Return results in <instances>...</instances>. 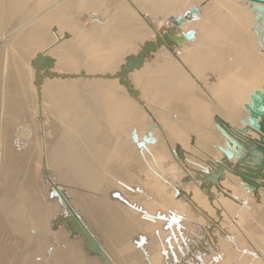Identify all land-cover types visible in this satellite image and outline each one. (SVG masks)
Instances as JSON below:
<instances>
[{"label": "rangeland", "instance_id": "obj_1", "mask_svg": "<svg viewBox=\"0 0 264 264\" xmlns=\"http://www.w3.org/2000/svg\"><path fill=\"white\" fill-rule=\"evenodd\" d=\"M63 1L64 0H54V1L53 0H38L37 2V0H29L26 6L27 7L26 11H25V12H28V16L20 24V26L16 27V30H15L16 33H8L7 36L0 37V86H1V82L5 74V71L8 72V70L11 73V75H13L14 80L17 82V84H19L17 80L18 69H16V66L14 68L10 66L13 60H9L7 58L11 52L10 51V49L12 48L11 42H14L13 39H16L17 36H21L24 34L34 35L35 33L34 31H37V32L40 31V33H42L41 31L44 32L46 30L47 31L49 30L50 32L52 31L51 34L50 32H48L49 33L48 34L47 31L45 32L47 34L42 33L43 37L41 39L30 40L25 46L27 47V49L31 50V51H28L29 53L33 52L32 56H30L29 58L30 59L32 58V60H34L36 57L35 56L36 52L40 53L47 47V41L49 42L52 40V34L53 32H55L53 26L51 28L53 30H50L47 27L48 25L46 26H43V25L46 24V21L49 19L54 20V23H56L57 21H60L61 22L60 27L63 28L60 32L65 34V37H64V41H61L58 43L56 42L57 44L55 43L56 47L54 46V48L57 50L55 51L56 55L57 54L62 55V59L65 56V64L53 58L52 60L56 64L55 66L53 65L52 68L46 66L48 68L47 69L44 66V64H42L41 66L42 69L46 68V70L44 69L43 70L44 72L42 70L40 71L42 72L41 75L44 76V80H43L44 82H42L41 85L43 86V83L45 84L48 81L53 82L56 80H60L61 76H63L62 77L63 81L74 83L75 86L73 88L76 87L75 89L77 90V91L74 90V92H79V96L78 94H75L74 92L71 93L72 91L68 89L66 90V94L58 93L57 95L59 97L58 98L55 97L52 100L48 96V94L45 96V99H44L45 101V106H44L45 121H46L47 133H49L50 135L51 145H54L58 141L62 142L65 151L67 152V154L69 153L68 155L70 156L69 157L70 161L73 159V157L76 158V156H79L78 154H81L83 150L85 151L88 150V152H93L95 154H98L100 157H102V159L106 158V160H108L109 163L111 164V167L114 166L121 171L120 172L119 170L113 169L114 170L113 173L111 174V176L109 175V178L111 180L109 183L107 182V185H106V188L107 186H109L112 189L111 193H112L113 199L121 200L120 204L122 206L133 210L131 211L129 209L130 211L129 213L133 215L135 214V216H130L131 217L130 219L133 222L135 218H137L135 219L136 221H140L139 218L141 217L142 221L147 220L150 223H153L154 225L155 221H157L158 218L154 219L153 217H155L156 215L148 211L145 208V205L146 206L148 205L149 207L154 208L155 205L158 204L161 200L159 199V195L157 196L158 193L153 192L151 190V188L157 187L156 184L152 182L151 180L154 181L155 179H157L159 182L161 181L162 184L164 182L165 184L173 188V185H176L177 183L172 182L170 180L165 181V179L169 177V179H173L174 181H176V179L182 177L186 173H184L185 171L183 172L182 170L180 171L175 166L171 158L172 155L168 159L161 160L158 163H154L156 172H153L154 170L153 164L149 163V165L146 166V164L144 163L142 159L141 161L143 162L144 167L148 169V171L150 172V175H151L150 176L151 178H150L148 175H146V172L144 171L145 168H142L143 166L141 162L139 161L140 164L138 163V159L133 160V159H130L131 156L124 155L123 147L121 146L120 139L126 136L127 134L130 135L131 131L133 134H135L136 132L135 136L139 135V138H143V135L147 131L148 127L154 126L155 125L154 123H156V121L162 123L161 122L162 119H166L168 120V122L172 123L173 125L177 124L178 126H180L181 122H185V124L186 122L187 123L189 122L187 128H185L186 134L183 133V136H186L187 138L188 136L190 137L192 134V137H195L197 131L192 127V124H196V123L192 121V118L188 115L187 111H185V113L177 112L170 105L164 104L163 103L164 101L160 100V98L156 96V95L165 93L168 90V88H166L168 84H172L173 87H177V84L178 85L185 84L184 85L186 87L185 91L182 90L181 92H188L191 95L193 94V96H197L203 102L205 101L210 106V109L212 110L214 109L211 120L214 126L215 134L217 136L211 148L205 151L201 150L199 154L189 153L187 155L189 161L187 165L185 164V169L187 172L186 175L187 177H189L190 180L184 179L185 181L184 180L183 181L188 183V185H190L192 181L201 182V180H203L205 177L206 179L207 177L208 179H210L209 175L211 174V178H212L213 173L216 172V169L217 170L221 169L222 171H224L225 169H230V170L224 171L226 174H228V177H229V174L232 173V170L234 171L233 173H235L236 170L238 169L235 174L233 173L231 174V177H233V179L229 177L232 180H234L236 184L233 181H231V179H230L231 182L230 181L227 182L228 177L225 176L224 178L225 179L224 182L226 181L227 183L226 184L227 188L228 187L231 188V184H232V186L237 185L235 188H237L238 190L233 187L231 188L232 190H223L220 187L219 188L215 187L214 193L207 196V199L203 201L204 203L203 205H201L202 207L200 209L191 208L190 210L188 208H185L187 209L185 216L186 218L190 217L191 218L190 221L193 223V226L195 228L198 227L197 230L200 229L204 235L206 234V232L216 237L219 234L220 239H223L226 242H229L231 244V251H233V249L236 250L235 253L237 254H234V258H236L235 260L226 262L224 260V255L222 256L220 252L219 261H222L223 259L224 264H233V263L238 264L239 257H242L244 258L243 261L246 264H259L260 262L261 264L262 263L264 264V236L263 235H262L263 237L261 236L262 246L260 248H254V249L245 245V243H242L237 238L240 235L243 236L249 232L252 233L256 231L254 229L258 227V223L254 221L255 213L259 209L264 210V202H263L264 183H258L259 185L261 184L259 186L260 188L258 187V189H255L257 187L255 185H253L254 187L253 186L249 187V185H246V184L244 185L242 183L240 186V183L243 180L241 178L248 179L246 176H244V175H247L248 172L251 173V174L249 173L248 175H252L254 177L256 176V178H258L257 179L258 181L256 180L257 182H264V175H263L264 157L262 158V156L264 155V150H263L264 142L262 141V139H259L257 135H255L254 136L255 138H254L252 135L248 134L250 137L254 138L253 139L254 142L247 135L246 137H248L249 139L247 141H244L243 147H242V144L237 142L238 143L237 145L236 140H233L234 143H231L235 146V148H233L234 146L230 145L229 142H226V139H224L225 135L223 134L222 136V133L220 131L221 129L220 128H218L219 130L217 129V127H219L218 121H220L226 128H228L227 135H229L228 133H231V134L233 133L232 135H235V133L237 132L240 133V135H242V133L243 134L245 133V130L243 131V129H245V127H243L245 125L244 119L247 120L248 115H250L249 111L248 113H246L245 115L246 117L243 118L244 121L240 120L239 123H235L232 119L227 117L228 114L229 115L233 113L236 114L237 112L236 110L243 108L240 104H239L240 106H238L237 100H234L231 97V95L236 92L234 90L235 89L234 87H237V86H234L233 88L232 87L229 88L227 84L232 82L230 80V77H231L230 73L235 77L239 76L234 72V70L238 71V63L236 61H240V60H242L241 62H243L244 64L243 67H249L251 69H256L255 71L250 72V74H247L249 76L248 82L254 87H256L260 83L264 84V68L260 70L262 67H264V52H263L264 47L262 46V43L256 37V34L254 35V37L259 42V45L262 46L263 49L260 47L261 51H259V49L251 48L252 47L250 46L251 41L248 40L249 38H251V35L245 31L244 27H241L240 23L235 24L237 22L236 21L237 19H231V21H233V24L230 27L229 31L226 32L222 30L223 36L224 35L229 36L230 41H228L226 37H223V42H222V38L220 39V42L224 44L222 48L223 47L226 48L224 49V51H222L223 49L221 48L222 52H220L219 51L220 49L218 48L217 51L219 54L217 53L216 50L211 51L212 52L211 54V52L209 53L210 50L207 49L208 53L211 54L212 57L210 55H206L208 53L205 54L207 57L204 56V54L197 55L195 53H191L190 55L188 52H186L187 49H189V46L185 44V52H184L185 55H183L184 53L182 50H184L183 49L184 44L181 45L182 50L180 49L181 47L179 46V49H180L179 50L178 48H176L178 45L177 46L174 45L173 47V45L165 43L166 45H171L172 46L171 48H174V50L171 49L174 51L172 53L171 50H169L170 46L166 47L168 48L167 49L168 53L173 54V55L171 54L173 56L172 57L171 55L167 54L166 52L167 50L165 48L163 41L159 42L167 34V30H170V27H171L170 23L172 22L171 23L172 26L173 25L175 27L177 26L180 32L182 31L184 32L185 30V32L188 31L186 33H189L192 30L190 20H188L187 17H183V15L182 17H180L181 13H178V12H181L179 10L180 9L179 7H181L179 3L174 2L173 0H163L162 5H164L165 8H168V9H165V12L164 10H162L163 11L162 12V11L157 10L156 8L157 6L154 3L148 4V1H145V0H65L64 2ZM79 2H82V4H80ZM50 3L53 5H51ZM58 3L63 4V6L59 7V8H62V9H59L61 10V12H55L54 15L47 16L48 13L55 10V7L53 6L54 5L57 6ZM65 4L69 5V7L68 8L65 7ZM175 7H177V9ZM154 9L157 10L156 11L157 13L155 12ZM158 9H160V7ZM176 10H179V11H176ZM147 11H154V13L156 14L155 15L152 12L153 15H155L154 17L160 19V20H157L160 23L159 26L164 25L162 27V30L164 27L167 29L165 30L164 28L163 31H160L161 27L159 26L155 27V25L152 28L148 27L149 29H147V25H144L143 23H139V26H136L135 24L136 22L133 20V18L138 19V13L142 14L143 12H147ZM179 19L181 20V22ZM132 20H133V23H132ZM141 20H145L147 24L148 22H150V21L147 22V18L146 19L142 18ZM255 22L256 24H260L257 21ZM42 26L43 28H46V29L42 30L41 29ZM50 27L51 26H49V28ZM156 28H159V29L156 30ZM134 29H136V31ZM195 29L196 28H194L193 30ZM141 32H143V34H141ZM144 32H146L147 34H145ZM124 34H126L127 37ZM127 34L133 37L131 36L128 37ZM138 34H139V37H138ZM135 35L137 38L135 37ZM159 35H161L162 37L160 36L161 37L160 38ZM149 36L151 38H148ZM113 37H117L116 38L117 41L113 43V46L112 47L107 46L105 50H101L100 45L105 44L107 41L109 42L110 38H111L110 42H113L114 40L111 41ZM119 37H121L120 41H118ZM125 38L126 39L128 38L129 40H126ZM158 38L160 40H158ZM186 38H189V35L185 37V39ZM60 39L63 40V38H60ZM137 40L138 41L140 40V41L138 42ZM119 42L121 43L119 44ZM148 43L149 44L152 43V45H155L156 43L155 51H153V48L148 49ZM132 44L134 45V48H133L134 50L132 49V46H133ZM140 44L142 45L140 46ZM119 45L124 50L121 49L122 51L116 52L117 47H120ZM161 45H162V48L160 47ZM71 46L76 48L75 50L76 53L71 49L72 48ZM139 47H142V48H139ZM160 48L161 50H159ZM150 50L152 51L151 54H149L151 52ZM158 50L160 52L162 51L161 55L158 52ZM141 51L143 53H141ZM163 51H165L166 53ZM129 52H131V54ZM106 54L117 56L116 57L117 59L114 60L112 64H114V66H118V71L113 72V73H103L102 75V73L100 72L102 67L98 66L99 65L98 62H103L104 56ZM164 54L166 57L164 56ZM180 54L183 57L180 56L181 58L180 57L176 58ZM42 55L45 57L47 56L46 53ZM142 55L145 56V58L143 59L144 62L146 60V57L149 59H147L145 63L143 62V64L140 67L135 68L134 70L130 71L124 76L125 81L128 82L129 86L132 85V87L135 88V90L132 87L131 89L137 92L138 94L137 98L135 97L133 98L132 96L129 95L131 93L128 90V87L121 82V79L118 77V75L119 73L122 72V68L128 64L129 58H132L135 56L134 58L136 59L138 56H142ZM157 55H159V57ZM196 55L197 57H195ZM160 56H162L163 58L165 57L164 59L166 60L162 59ZM92 58H95L96 60ZM169 58H172L173 60ZM245 59L248 62H245ZM151 61L152 63H155L158 66H155V64H152ZM178 61L184 62V64L179 63L181 67L183 68H181L180 65L177 64ZM147 62H149V65L152 64L154 66H152L151 68L149 65H147L148 64ZM165 63L169 64L168 66L170 67L165 65ZM175 63H176V67L174 65ZM58 64L60 68H55L57 67ZM170 64L171 65L173 64L172 66L174 67H172ZM88 65H91L95 68L87 70L86 66L88 67ZM145 65L149 66L150 70L147 69ZM177 65L179 67H177ZM141 67L142 69H144L143 71H141ZM86 70L90 72H87ZM135 70L136 71L140 70L141 72L140 71L136 72ZM35 73H36L35 68L33 70L30 69V71H27V82H28L27 92H28L29 100L27 103L28 105L27 114H25L24 117H20V119L23 122L19 120L17 121L12 120L11 124H8V125L4 124L2 132L0 134V160L5 158L4 154L8 151L9 140L10 138H13V141L10 144L11 159L9 161L8 167L5 166L6 168H4L0 166V178L2 179V181L0 180L1 181L0 187H3L2 186L3 184L5 186H9V193L8 191L6 192L7 199L9 202V210L7 212L8 217L6 219L7 225L5 228L3 225V220L0 219V264H81V262L76 259L78 255L74 254V251H75L74 241L71 239L60 240L58 239V236H57V233L59 232H65V231L72 229L71 228L72 226L70 223V221H72V218L71 220H69L68 216H66L70 212H68V210L65 208L66 206L63 202V199L59 196V194H57L58 192H56L57 186L61 188L63 186L62 185L63 182L59 180L60 178L59 174L55 173L53 170L48 172L49 169H46V167L43 165V160L45 156H44L41 140H43L44 142L45 137L43 136V134L41 135L38 134V130L40 131L39 125H38V115L35 113V116H34L35 103H36V95H35L34 89L35 88L37 90L40 89V87H37V85L35 84L36 82ZM197 73L200 75L198 76ZM47 74L58 76L59 78L58 77L51 78V79L48 77L46 78ZM100 74L103 76L102 78L100 77L101 76ZM105 75L110 76L111 81L113 82L118 81L119 84L121 83L120 84L121 88L117 89V91L119 92L118 94L129 99V101L132 102L133 107L134 106L137 108L139 107L138 116L139 118L141 117L140 118L141 123L143 122V125H141L142 126L141 129L139 127L132 126L129 129L127 128L123 130L122 128H120L118 121L110 115V112H109L110 107L108 105L104 106L103 101H104L105 95L101 94L102 93L101 87H99L103 84L101 83L102 81L104 83H106V80L110 81V79L108 78L104 79V77H106ZM137 75L141 76V80L136 83L135 76ZM217 76L219 77L222 76L220 78L221 80L219 78L217 79ZM224 77L225 78L227 77L226 79H224L225 82L222 81ZM191 79H196V81H200L199 83H202L203 87H199L198 83L195 84L196 81L191 82ZM243 79H245V77H243ZM228 80L231 82H229ZM226 81L228 82L226 83ZM148 85H152V86L149 87ZM142 86L144 88H142ZM158 86H161V88H159ZM140 87L141 89H139ZM163 87H164V90H166L165 92L163 90ZM239 87L240 86H238L236 90L242 89ZM147 88H149L150 90H148ZM153 88H155L156 91ZM253 89L252 90L248 89L247 91H249V94L253 97L252 99L254 103L255 102L258 103L259 101L258 96H257L258 91H254ZM127 90L128 92H126ZM144 90L145 91L147 90V91L145 92ZM157 90H159L158 93H157ZM218 91L220 92V94L217 93ZM99 92H101L100 94L104 98H101V96L98 95ZM66 95H72V97L68 98L67 96L66 98ZM152 95L154 96L152 97ZM141 98L143 99V101ZM138 99L141 102L138 101ZM67 100H69L70 103H72V106H69L70 103L68 104ZM143 102L144 104H142ZM61 105L65 106L62 112V116L59 115V112H60L59 109ZM144 107L146 108V110H143L145 109ZM168 107L171 110L167 109ZM233 107L235 110L233 109ZM244 109L245 108L241 110H244ZM254 112L257 114V117L255 118L257 120V118H259V115L261 114L260 113L261 111L259 112L258 110H254ZM107 116H109L110 119ZM75 117H76V120H75ZM241 121L243 122L242 123L243 125L241 124ZM44 125H41L42 129L44 128ZM156 125L158 126V124ZM71 126L73 127L71 128ZM234 126H237V127H234ZM65 128L67 130H65ZM134 128H136V131ZM71 129H72L71 131L72 134L71 132H69ZM22 130L24 131V133L28 134L27 139L20 140V138L16 136L17 132H21ZM73 130L75 131L73 132ZM228 130L230 131L228 132ZM255 139H259L260 141L255 140ZM249 140H252V141L250 142ZM255 141L259 143H256ZM14 142L18 149L14 148ZM180 142H183V140H181L180 137L173 138V142L170 141V138H169V144H171L170 146H171L173 153H175V151L178 152L179 149H181L180 144H178ZM260 142H263V143H260ZM12 143H13V147H12ZM131 143H132V140H131ZM217 143L219 144V148L217 147ZM249 143H250V146L252 144L253 145L259 144V145H256V146L252 145L251 147H248V149H246L247 148L246 145L247 144L249 145ZM214 146L216 147V149ZM50 147H53V146H50ZM244 147L245 149H243ZM128 148H130L129 144H128ZM17 150H22V151L19 152ZM220 150L223 152H221ZM245 150H248V151L245 152ZM253 151L254 152L258 151V152L253 153ZM223 153L227 154L228 156L230 155L229 157H231V159L227 155H224ZM249 153L250 155H248ZM258 153H263L259 155V158L261 156L260 159H262V162L260 159L257 161L258 158L255 157V155L258 157ZM53 156L55 157V153L53 154ZM249 156L250 157L254 156L255 158L249 159ZM124 157L125 158L129 157V159L127 160ZM93 161L95 162V160ZM255 161H257L258 163ZM241 162L243 163L241 164ZM244 164H246L249 167L251 166L250 168L248 167L249 171L246 168L247 166ZM255 164H256V167H255ZM257 165L259 166L261 165L262 167L261 166L259 167ZM228 166H230L231 168L230 167L227 168ZM168 167H171L170 170ZM48 168H50V166H48ZM166 169H167V172L165 173ZM255 169H259V170L255 171ZM244 170L248 172L245 173ZM229 171L231 172L227 173ZM259 171H262L260 172L262 174H260ZM254 172L256 174L258 172L259 175L258 174L255 175ZM169 173H171L173 177H171L172 175H170ZM208 173L209 175L205 176ZM237 173L239 174V176H241L240 178L237 175ZM2 174H4V177H2ZM48 174H49V177L46 178L45 176ZM52 174H55V179L53 178ZM241 174H243L244 177ZM217 175H218L217 177H220V174H217ZM236 175L239 178V181L241 179L240 182L237 181L238 178L236 177ZM51 177L57 186H55V184L52 183ZM221 177L223 176L221 175ZM29 179L36 180V186H37L36 191L34 189H30L29 186H27V181ZM256 181L253 180L254 183ZM6 182L7 184H5ZM242 189L247 192L249 191L252 193L254 192V193H260V194L258 196L254 195L255 197L253 196L254 197L253 198L252 195L250 194L248 195V193L247 194L244 193L246 194L245 198H240V196L237 194L238 193L237 191L241 193V196L242 195L244 196V194L241 192ZM123 192H126V194H124ZM85 194H87L88 196L90 195V193L88 192H85ZM114 194L115 195L117 194V196H114ZM248 196L252 198L250 199ZM259 196L261 198L260 199L261 201L257 199ZM48 198L57 200L58 206L62 210V211L60 210L59 212L61 213V215L64 212L66 213L64 216H61L62 218L61 226L54 223V219H59V217H57L56 215L52 216V212L34 215L33 209L32 207H30V204H32L31 203L32 200H40L42 201L41 203L45 204ZM57 198H59V202ZM129 202L133 204V206L137 209V212H134L136 211L134 207H131L128 205ZM227 203H229L230 205L234 204L235 212L234 211L232 212V210L226 206ZM259 205H263V208L262 206H259ZM161 208L163 207H161L160 205L159 209ZM143 209L149 212L150 216L145 215L147 213L142 212ZM154 209H155L154 211L156 212L157 211L159 213L160 211L162 212V209L157 210L158 207ZM248 209L250 210L247 212ZM225 210H227L228 212L226 213ZM251 213L253 215H250ZM69 215L70 217L72 216L71 214ZM173 215L174 213H172L167 218L164 215H159V217H161L162 221L165 222L169 228L171 224L170 220L174 218ZM66 217H67V221H64ZM81 218L83 222H85L84 218L83 217ZM243 221L245 222L244 224H243ZM46 225H47V229L49 230V233L47 235L44 234V228ZM23 226H26V229ZM204 227L208 229H205ZM136 228L137 230L140 231L141 235L144 236L147 240L152 238L148 234H146V231H145L150 228L149 225L137 226ZM71 234L73 233L71 232ZM73 235L78 236L75 234ZM156 235H158V232L156 233ZM200 235L201 233L196 231L195 237L193 238V240L196 237H199ZM188 238L186 236L187 242L193 241V240L189 241ZM252 240H253V243H258L255 239H252ZM63 241L69 244L68 249H66L63 245L61 247V243ZM96 241L98 243L100 242L97 239ZM136 241L137 240H135V242ZM167 241L168 243H170L169 239ZM86 243L88 245V241ZM141 246H143V250L140 248ZM138 247L141 251H143L144 262L145 263L147 262V264H151L152 257L149 256L148 254H145L144 245L140 244ZM157 248H161V244L159 242L157 244ZM69 251H72V253ZM88 252L90 255L91 253H94L90 251L89 247H88ZM161 254L166 257L167 252H161ZM172 256L174 257L175 254L172 253ZM200 257L201 256H199L198 259ZM145 258H146V261H145ZM177 262L178 260L176 261V263ZM177 264H184V262L180 261V263H177ZM185 264H188V263L185 262Z\"/></svg>", "mask_w": 264, "mask_h": 264}, {"label": "bare ground", "instance_id": "obj_2", "mask_svg": "<svg viewBox=\"0 0 264 264\" xmlns=\"http://www.w3.org/2000/svg\"><path fill=\"white\" fill-rule=\"evenodd\" d=\"M145 1H148V4L154 3L157 6L156 8L158 11L164 10V12H165V9H168V8H165L164 5H162L163 0H145ZM173 1L179 3V5L181 6V7H179L180 8L179 10L181 12H178V13H181L180 17H182V15H183V17H187V19L190 20L192 30L189 33H186L188 31L185 32V30H184V32L182 31L183 32L182 33L178 30L177 26L176 27L174 25L172 26L171 25L172 22H171L170 23V26H171L170 30H167V34L165 35V36L171 38V42H163L165 45V48L167 46H170L169 50H171V49L174 50V48H171L172 47L171 45H173V47H174V45L175 46L178 45L176 48L179 49V46L181 47V45L184 44V48H183L184 50H182V47L180 48L184 53L185 52V44H186L187 46H189V49H187L186 52H188L190 55H191V53H195L197 55L204 54V56L210 55L212 57L211 51H214V50L217 51L219 48L220 49L219 51L222 52V51H224V49H226L224 47L222 48V46L224 44L220 42V39L222 38V42H223V37H226V39L228 41H230V38L227 35L223 36L222 30L228 32L230 27L233 24V21H231V19H237L236 20L237 22L235 24L240 23L241 27H244L245 31L251 35V38L248 39L251 41V44H250V46H252L251 48L259 49V51H261L262 46L259 45V42L254 37V35L256 34V37L262 43V41L260 39V37H261V33H260L261 25L256 24V22H255L256 19H255V15H254L255 11L253 9V3L248 2L246 0H173ZM28 2H29V0H0V37H5V36H7L8 33H16L15 32L16 27L20 26V24L28 16V12H25ZM37 2H38V0H37ZM51 3H53V2H51ZM79 3L82 4V2H79ZM51 5H53V4H51ZM60 6H63V4L58 3L57 6L54 5L53 7H55V10L48 13L47 16L48 15L52 16V15H54L55 12H61V10H59V9H62V8H59ZM65 7L68 8L69 5L65 4ZM159 7H160V9H158ZM177 7H175V8L177 9ZM153 8H154V6H153ZM175 8H174V10H175ZM157 10H155V12ZM179 10H176V11H179ZM169 11H170V9H169ZM152 12L154 13V11H147V12H143L142 14L138 13V19L133 18V20L136 22L135 23L136 26H139V23H143L144 25H147V29L152 28L154 25H155V27L159 26L160 23L157 20H160V19L154 17L156 14L154 13L155 15H153ZM142 18H145V19L147 18V22L148 21H150V22H148V24H147L145 22V20H141ZM133 20H132V23H133ZM180 22H181V20H180ZM46 25H48L47 27L50 30H53V29H51L53 26L55 32H53V34H52V40L51 41L48 42L46 40L47 41V47L46 48L43 47V48H45L44 49L45 51L44 50L43 51H44V53H46L47 56H49V57L51 56V58L56 59L57 61L65 64V56L62 59V55H58V54L56 55L55 51H57V50L54 48V46L56 47V45H55L56 42L58 43V42L64 41L65 34L60 32L63 29L62 27H60L61 22L57 21L56 23H54V20L49 19L46 21V24H44L43 26H46ZM161 25H163V24H161ZM43 26L41 27V29L42 30L46 29V28H43ZM49 26H51V27L49 28ZM163 26H159V27H161L160 31L164 30L165 27L162 30ZM194 28H196V29L193 30ZM136 29H134V30L136 31ZM157 29H159V28H156V30ZM166 29L167 28H165V30ZM134 30H133V32H134ZM46 31H44V32L41 31V32L45 33ZM34 32L36 33V34L34 33V35L24 34L21 36H17L16 39H13L14 42H11L12 48L10 49L11 52L7 58L9 60H13V62L11 63L10 66H12L13 68L16 66V69H18L17 80H18L19 84H17V82L14 80V77H13V75H11L9 70H8V72L5 71V74H4V77H3V80H2L1 86H0V134L2 132L4 124H6V125L11 124L12 120L13 121H17V120L22 121L20 119V117H24L25 114H27V106H28L27 103L29 100L28 92H27V86H28L27 71H30V69H32V70L34 69L32 62L36 59L37 55L38 54H44L43 51L40 53L36 52V55H35L36 57L34 60H32V58L31 59L29 58L30 56H32L33 52L29 53L28 51H31V50L27 49V47H25V46L27 45V43L30 40L41 39L43 37V34L40 33V31L39 32L34 31ZM48 32H50V31L48 30L47 33ZM51 32H50V34H51ZM47 33H45V34H47ZM144 33L147 34L146 32H144ZM141 34H143V32H141ZM124 35L126 36V34H124ZM136 35H135V37H136ZM188 35H189V38L185 39V37H187ZM130 36L128 35V37H130ZM160 36L161 35H159V37ZM165 36L162 39H164ZM131 37H133V36H131ZM138 37H139V34H138ZM145 37H146V35H145ZM60 38H63V40ZM116 38L117 37L112 38L111 41L114 40L113 42H110V39H111L110 38L109 42L107 41L105 44H101L100 45L101 50H105L107 46L112 47L113 43L115 41H117ZM142 38H140V39H142ZM148 38H151V37L149 36ZM120 39H121V37H119L118 41H120ZM126 40H129V39L127 38ZM158 40H160V39L158 38ZM120 43L121 42H119V44ZM130 43H131V41H130ZM165 43L171 44V45H166ZM151 44L148 43V45H151ZM153 44H154V42H153ZM137 45H139V44H137ZM141 45L142 44H140V46ZM155 45H156V43H155ZM71 47H72L71 49L75 52L76 48L73 46H71ZM120 47H117L116 52L124 50V49H122V47L121 48ZM160 47L162 48V45ZM133 48H134V45L132 46V49ZM139 48H142V47H139ZM154 48H155V46H154ZM161 48L159 50H161ZM221 48L223 49L222 51H221ZM167 49L168 48H166V50ZM207 49L210 50L209 53L211 52V54L208 53ZM159 50H158V52L161 55L162 51L160 52ZM173 50H171L172 53L174 52ZM153 51H155V50H153ZM165 51H163V52H165ZM135 52H137V51H135ZM166 52L169 55L172 54V53L171 54L168 53V50ZM129 53L131 54V52H129ZM141 53H143V52L141 51ZM151 53H152V51L149 54H151ZM155 53H154V55H155ZM159 53H157V54H159ZM206 53H208V54H206ZM217 53H218V51H217ZM137 55H139V54H137ZM183 55H185V53ZM197 55L195 57H197ZM157 56L159 57V55H157ZM164 56H165V54H164ZM180 56H182V55L180 54L179 56H177V57L175 56V57L179 58ZM116 57H117L116 55H107L106 54L104 56V61L98 62L99 63L98 66L102 67V69L100 70L102 75H103V73H113V72L118 71V66H114V64H112L114 62V60L117 59ZM160 57L162 59H164L166 56L164 58L162 56H160ZM213 57H215V56H213ZM92 59H95V58H92ZM147 59H149V58L146 57L145 62L147 61ZM169 59H172V58H169ZM164 60H166V59H164ZM183 61L182 62L178 61L177 64L178 65H180L179 63L184 64L185 61L184 62ZM241 61L242 60L236 61L238 63V71L234 70V72L239 76L235 77L229 72L231 75L230 80L232 82L228 80L231 83H228L227 85L229 88H231V87L233 88L234 86H237V87L240 86L239 88H242V89L236 90L237 87H234L235 88L234 90L236 92L233 93L231 95V97H232V99L237 100L238 106L241 105L246 110L245 109L241 110L243 108L238 109V110H236L237 112L235 111L236 114H234V113L231 115L228 114L227 117L232 119L235 123H239L240 120H243V118L246 117L245 115L249 111L250 115H248L247 120L244 119L245 125L243 126V127H245V129H243V131L245 130L246 134L242 133V135H240V133L237 132V133H235V135H237V136H235V135H232L233 133L232 134L228 133L229 135L230 134L231 135L230 136L225 135L224 139H226V142H229L230 145H233L231 143H234L233 140H236V144L238 145V143H240V144H242V147H243V143H244V141H247L249 139L248 138V137H250L249 135H252L253 137L255 135H257L258 138L262 139V141L264 142V140H263L264 139V132H259L255 129H252V130L249 129V128L253 127L254 121L251 118V114H252V112H254V110H258L259 112L261 111L260 112L261 114L260 115L258 114L259 118H257V120L255 119V121H256V124L258 126H261L264 129V103L260 105V108H258V107L254 108V101L252 99L253 97L249 94V91H247L248 89L252 90L253 88H255V89H253L254 91H258L257 96H258L259 101H258L257 105H259L260 103H262V99L264 97V84L260 83L256 87L252 86L248 82L249 76L247 74H250V72L255 71L256 69H251L249 67H243L244 64ZM149 62H147L148 63L147 65H149ZM245 62H248V61L245 59ZM151 63H152V61H151ZM192 63H194V62H192ZM55 64L56 63L54 62L53 65L55 66ZM71 64H72V62H71ZM152 64H155V63H152ZM152 64L149 65L151 68H152V66H154ZM147 65H145V67H147V69L150 70V67ZM165 65L168 66L169 64L165 63ZM174 65L176 67V63ZM178 65H177V67H179ZM44 66H43V68H44ZM119 66H120V64H119ZM155 66H158V65L155 64ZM193 66H195V65H193ZM168 67H170V66H168ZM172 67H174V66H172ZM180 67H181V65H180ZM46 68H44V69L46 70ZM55 68H60L59 64ZM93 68H95V67H93L91 65H88V67L86 66L87 70H90ZM181 68H183V67H181ZM263 68L264 67H262L260 70H262ZM44 69H42V71ZM143 70L144 69H142V67H141V71H143ZM145 70H146V68H145ZM139 71H136V72H139ZM87 72H90V71H87ZM94 72H95V70H94ZM40 73L42 74V72H40ZM229 73H227V74H229ZM147 74H148V72H147ZM102 75L100 76L101 78L103 77ZM197 75L199 76L200 74L197 73ZM221 77L217 76V79L218 78L220 79ZM243 77H245V79H243ZM105 78L106 77H104V79ZM214 78H215V76H214ZM226 78L224 77L222 79V81L225 82L224 79H226ZM140 80H141L140 75L135 76L136 83L139 82ZM212 80H213V78H212ZM31 81H33V80H31ZM195 81H196V79H191V82H195ZM228 81H226V83ZM131 82H132V80H131ZM199 82L200 81H196L195 84L198 83L199 87H203V84L199 83ZM101 83H103L102 84L103 86L101 84H99V85H101L99 87H101L102 93L99 92L98 95H100V96H101V94L105 95L104 96L105 98L103 96H101V98H104V101H103L104 106L108 105L110 107V109H109L110 115L118 121L120 128L125 130L127 128L129 129L130 127L134 126V127H139L141 129L142 128L141 125H143V122L141 123V120H140L141 117L139 118V116H138L139 115V111H138L139 107L138 108L135 106L133 107L132 102H130L129 99L118 94L119 92L117 91V89L121 88L120 87L121 83L119 84L118 81L113 82V81H111V79H110V81L106 80V83H104L103 81ZM35 84H36V82H35ZM148 84H150V83H148ZM184 85L185 84H183V85L177 84V87H173L172 84H168V86L166 87V88H168V90L167 91L164 90V87H163L164 92L165 91L166 92L163 94L156 95V96L158 98H160V100H163L164 104L170 105L177 112L185 113V111H187L188 115L192 118V121L194 123H196V124H192V127L197 131L195 137H192V134L190 137L188 136L187 138H186V136H183V133L186 134L185 128H187L189 122L188 123L186 122V124H185V122H181L180 126H178L177 124L173 125L172 123L168 122V120H166V119H162V121H161L162 123H160L158 121H156V123L153 122L155 125L158 124V126L153 131L151 140L149 139V133L151 132V130H150L151 126L148 127L147 131L143 135V138H139V135L136 136L137 138H139L138 142H136V143L134 140V136L136 135V132H135V134H133L131 131L130 135L127 134L126 136H124L120 139V143H121V146L123 147L124 155L131 156L130 159H133V160L138 159V163L140 164V162H141V164L143 166L142 168H145L143 162L141 161L143 159L146 166H148L149 163L153 164L154 165L153 172H156L154 163H158L161 160L168 159L172 155L171 158H172V161L175 164V166L180 171L181 170H182V172L185 171L184 173L187 174L186 169H185V164L187 165L188 161H189L187 155L189 153L199 154L201 150L205 151V150L211 148V146L214 144V141H215L216 136H217L215 134L214 126H213V123L211 120L212 119V113H213L214 109L213 110L210 109V106L205 101L203 102L202 100H200L197 96H193V94L191 95L188 92H181L182 90L185 91L186 87ZM74 86H75L74 83L63 81L62 78H60V80H56L53 82L48 81L45 84L43 83V86L41 85L39 90H37L35 88L34 91H35V95H36V103H35L34 116H35V113L38 115V125H39V129H40V131L38 130V134L39 135L43 134V136L45 137L44 142H43V140H41L42 148H43V152H44V156H45L44 160H43V165L46 167V169H49L48 172L53 170L55 173L59 174V176H60L59 180H61L63 182L62 185L64 187L62 186V188H61V187L57 186L54 183L52 177H51V181L53 184H55V186H57V188H56V192H58L57 194H59V196L63 199V202L66 206L65 208L68 210V212H70L69 214L72 215L71 217L69 214L66 215V216H68L69 220H71V218H72V221H70L72 229L68 230L69 232L68 231L59 232V233H57V236H58V239H60V240L71 239L74 241V246H75L74 254L78 255L76 257V259L79 260L81 262V264H147V262L146 263L144 262L143 251H141L138 247L140 244H143L145 254H148L149 256L152 257L151 258V261H152L151 264H177V263H180V261L184 262V264H185V262L188 264H224L223 259H222V261H219L220 252H221L222 256L224 255V260L226 262H230L231 260H235L236 258H234V254H237V253H235L236 252L235 249H233V251H231V244L229 242H226L225 240L220 239L219 234L217 237L213 236L212 234H209L207 232L204 235L200 229L197 230L198 227L195 228L193 226V223L190 221L191 218L190 217L186 218V216H185L186 211H187V209H185V208H188L190 210H191V208L192 209H195V208L200 209L202 207L201 205H203V203H204L203 201L205 199H207V196L214 193L215 187H218V188L220 187L223 190H232L231 189L232 187L235 188L237 186V185L232 186V184H231V188H229V187L227 188V186H226L227 183H226V181L224 182L225 176L228 177V174H226L224 171L230 170V169H225L224 171H222L221 169H219V170L216 169V172L213 173L212 178H211V174L209 175V173H208L205 176L209 175L210 179H208V177L206 179V177H205L203 180H201V182L192 181V183L190 185H188V183L184 182L185 181L184 179H189V177H187L186 174H184L182 177L178 178L179 180L176 179V181H174L173 179H169V177H167L165 179V181L170 180L172 182L177 183L176 185H173V188H171L170 186H168L164 182L162 184V182L161 181L159 182L157 179H155L156 181L151 180L157 186L155 188H151V190L153 192H157L158 193L157 196L159 195V199L161 200L158 204L155 205L154 208L158 207L157 210L162 209V212L161 211H160V213L158 211L156 212V211H154L155 209L153 207H149L148 205L147 206L145 205V208L148 211H150L156 215L153 218L154 219L158 218V220L155 221V223L153 225V223H150L147 220L142 221L141 217L139 218L140 221H136L135 219H137V218L134 217L135 219L133 222L130 219L131 218L130 216H135V214L133 215V214L129 213L130 208L128 209L127 207L122 206L120 204L121 200H117V199L114 200L112 193H111L112 189L109 186H107V188H106L107 182L109 183L111 180L109 178V175L111 176V174L114 171L113 169H116V170H119V169H117L114 166L111 167V164L109 163L108 160H106V158L102 159V157H100L98 154H95L93 152H88V150L87 151L83 150V152L81 154H78L79 156H76V158L73 157V159L70 161V158H69L70 156L68 155L69 153L67 154V152L65 151L62 142L58 141L54 145H51V139H50L49 133H47L46 121H45V109H44L45 96L48 94V96L52 100L55 97H57V98L59 97L57 95L58 93L66 94L67 89L71 90L72 92L71 91L70 92L73 93L74 90H76L75 89L76 87L73 88ZM148 86L150 87L152 85H148ZM130 87H132V85H130ZM158 87L161 88V86H158ZM142 88H144V87L142 86ZM155 88H153V89H155ZM133 89L135 90V88H133ZM139 89H141V87ZM147 89L150 90L149 88H147ZM128 90L126 92H128ZM155 91H156V89H155ZM158 91L159 90H157V93H158ZM139 92H140V90H139ZM74 93L78 94V96H79V92H74ZM217 93L220 94L219 91ZM148 94H149V92H148ZM129 95L131 96V94H129ZM67 96H68V98L72 97V95H66V98H67ZM153 96L154 95H152V97ZM69 100H67L68 104L70 103ZM138 101H140V100L138 99ZM138 101H136V102H138ZM142 101H143V99H142ZM97 104H98V102H97ZM142 104H144V102ZM151 104H152V102H151ZM69 106H72V103H70ZM69 106H68V108H69ZM218 106H220V105H218ZM64 107H65L64 105H61V107L59 109V111H60L59 115H61V116H62V112L64 110ZM220 108H222V107H220ZM227 108H229V107H227ZM167 109H169V107ZM233 109H234V107H233ZM143 110H146V108ZM143 110H142V112H143ZM169 110H171V109H169ZM169 110H168V112H169ZM107 117L109 118V116H107ZM77 118H79V117H77ZM75 120H76V117H75ZM77 123H79V122H77ZM242 123L243 122L241 121V124ZM61 124H62V122H61ZM112 124H113V122H112ZM41 125H44L43 129L41 128ZM242 125H241V127H242ZM212 126H213V128H212ZM72 127L73 126H71V128ZM234 127H237V126H234ZM218 128L219 127H217V129ZM21 129H23V128H21ZM134 129L136 131V128H134ZM226 129H228V128H226ZM65 130H67V129L65 128ZM71 131H72V129L69 132H71ZM74 131L75 130H73V132ZM229 131L230 130H228V132ZM243 131H241V132H243ZM71 134H72V132H71ZM247 135H248V137H246ZM16 136H18V138H20V140H21V139H27L28 134L24 133V131L22 130L21 132H17ZM222 136H223V134H222ZM176 137L177 138L180 137L181 140H183V142L178 143V144H180L181 149H179L178 152L175 151V153H173L171 146H170L171 144H169V138H170V141L173 142V138H176ZM254 138L250 137V139H252V140ZM259 139H255V140H259ZM131 140H132V143H131ZM152 140H154V143H152ZM176 140H178V139H176ZM252 140H249V141L251 142ZM12 141H13V138H10L9 144H8V151L4 154L5 158L0 160V166H2L4 168L8 167L9 161L11 159L10 144ZM253 142H254V140H253ZM263 142H260V143H263ZM218 143H217V147L219 148ZM256 143H259V142H256ZM128 144H129L130 148H128ZM140 144H143L144 148H141ZM254 145L256 146L259 144H254ZM50 146H53V147H50ZM246 146H247L246 149H248V147H251L250 143H249V145L247 144ZM12 147H13V143H12ZM14 148L18 149L15 145V142H14ZM233 148H235V146ZM259 148H261V147H259ZM262 148H263V146H262ZM215 149H216V147H215ZM243 149H245V147ZM17 151L21 152L22 150H17ZM89 151H90V149H89ZM246 151H248V150H245V152ZM216 152H217V150H216ZM221 152H223V151H221ZM257 152L253 151V153H257ZM54 153H55V157L53 156ZM250 153H251V151H250ZM250 153L248 155H250ZM260 154H263V153H258V157L255 155V157L258 158L257 161L261 158V156L259 158ZM224 155H227V154H224ZM90 156H91V158H90ZM47 157H48V159H47ZM255 157L249 156V159L250 158L253 159ZM263 157H264V155L262 156V158ZM229 158L231 159V157H229ZM92 159L95 160V162ZM125 159L128 160L129 157H127ZM239 159H240V157H239ZM254 160H256V159H254ZM260 160L262 162V159H260ZM257 161H255V162H257ZM250 162H252V161H250ZM242 163L243 162H241V164ZM235 165H237V164H235ZM244 165H246V164H244ZM48 166H50V168H48ZM257 166H259V165H257ZM138 167H139V165H138ZM171 167H168L169 170ZM229 167L230 166H228L227 168H229ZM242 167H241V169H242ZM248 167L249 166L246 167L247 170H248ZM255 167H256V164H255ZM237 170H236V172H237ZM256 170H259V169H255V171ZM263 170H264V168H263ZM144 171L146 172V175H148L149 177L151 176L148 169L145 168ZM171 171H172V169H171ZM248 171H245V173ZM166 172H167V169H166L165 173ZM222 172H224V173H222ZM230 172L231 171H229L227 173H230ZM233 172L234 171L232 170V173ZM260 172H262V171H259V173ZM232 173L229 174V177H231ZM235 173H233V174H235ZM249 173L250 172H248V174ZM259 173L257 172L258 175H259ZM167 174H165V175H167ZM169 174L172 175L171 173H169ZM217 174H220V177H217L218 176ZM248 174L244 175L248 179L243 178L244 180H247V181L242 180L243 181L242 182L241 181L242 178L240 179V181H241L240 186L242 183L244 185L245 184L249 185V187L253 186V184H252L253 180L256 181L258 179V178H256V176L254 177V176L248 175ZM254 174L257 175L255 172H254ZM260 174H262V173H260ZM221 175L223 177H221ZM237 175L239 176L238 173H237ZM237 175H236V177H237ZM241 175L243 176V174H241ZM263 175H264V173H263ZM52 176L55 179V174H52ZM2 177H4V174H2ZM171 177H173V175ZM229 177H228V180L226 178L227 182L230 181L231 178L233 179V177H231V178H229ZM236 177H235V179H236ZM240 177L241 176H239V178ZM239 178L237 181H239ZM232 179H231V181L234 182V180H232ZM0 180L2 181L1 178H0ZM230 182H229V184H230ZM234 183L236 184V182H234ZM258 183H264V182H257V185H258ZM5 184H7V182ZM149 184H150V182H149ZM2 186L3 187H0V219L3 220V225L5 228L7 225V220H6L8 217L7 212L9 210V202L7 199V193L6 192L8 191V193H9V186H5L4 184ZM27 186H29L30 189H34L36 191L37 190L36 180L29 179L27 181ZM65 189H67V190H65ZM120 189H122V188H120ZM235 189H237V188H235ZM255 189H258V186ZM262 190H261V192H262ZM233 191H234V189H233ZM85 192L90 193V195L88 196L87 194H85ZM237 192H238L237 194L240 196V198H245V195L247 193H248V195L249 194L252 195V197L254 195L258 196L260 194V193H254V192L252 193L249 191L247 192V191L242 189L241 192L243 194L244 193H246V194H244V196L243 195L241 196V193L239 191H237ZM123 193L126 194V192H123ZM114 196H117V194L116 195L114 194ZM248 197L250 198V196H248ZM57 199L59 202V198H57ZM257 199L260 200L261 199L260 196ZM47 201L45 204L41 203L42 201H40V200H32L31 201L32 204H30V207H32L34 215L52 212V216L56 215L57 217H59V219H54V223L61 226V224H62L61 216H64L66 213L64 212L62 215H61V213H59L61 208H59L57 200L48 198ZM263 202H264V200H263ZM128 205L131 207H134L133 204L130 202L128 203ZM160 205L163 208L159 209ZM226 206L229 209H231L232 212L235 210L234 204L230 205L229 203H227ZM259 206H262V208H263V205H259ZM239 208H241V207H239ZM130 210L133 211L132 209H130ZM135 210L136 211H134V212H137L136 208H135ZM249 210L250 209H248L247 212ZM225 211H226V213L228 212L227 210H225ZM142 212H145V213H147L145 215L150 216L149 212H147L146 210L143 209ZM172 213H174V215H173L174 218H172L170 220L171 224H170V227L168 228V225L162 221V219H161V217H159V215H164L167 218ZM250 215H253V214L251 213ZM74 217H77V221L73 220ZM81 217L84 218L85 222H83ZM64 221H67V217ZM254 221H256L258 223V227L254 229L256 231H254L252 233L246 232L247 234L243 235L244 237L239 234L241 236V238H240V236L237 237V235H236V237L242 243H245V245H247L253 249L254 248H260L262 246V244H261L262 243V237L264 236V210L263 209L257 210V212L255 213V216H254ZM244 223L245 222L243 221V224ZM143 225L144 226H147V225L150 226L149 229L145 230L146 234H148L150 237H152L149 240H147L144 236H142L140 231L137 230V228H136L137 226H143ZM80 226L82 228H84L95 241L97 239L98 241H100L103 244L102 245L100 242H99L100 243L99 244L96 241L98 243V245L100 246L102 253L104 254L105 258H103L102 256H100L97 253L96 254L91 253V255L89 254L87 243H86L88 241L87 235L85 232L81 231ZM23 227L26 229V226H23ZM205 229H208V228H205ZM23 231H25V230H23ZM196 231L200 232L201 235L199 237H196L193 240V238L195 237ZM71 232L75 235H78V236H74L73 234H71ZM157 232H158V235H156ZM48 233H49V230L47 229V225H46L44 228V234L47 235ZM156 236H157V238H156ZM186 236H187V238L189 237L188 238L189 241H191V240H193V241L187 242ZM84 239H85V241L86 240L87 241L85 242ZM168 239L170 240V243H168V241H167ZM252 239H255L258 243H253ZM135 240H137V241L135 242ZM250 240H252V241H250ZM243 241H245V242H243ZM158 242L161 244V248H157ZM62 245L66 249L69 248V244L65 243L64 241L61 243V247H62ZM140 248L143 250V246H141ZM69 252L72 253V251H69ZM161 252H167L166 257L164 255H162ZM172 253L175 254L174 257L172 256ZM199 256H201V257L198 259ZM177 260H178V262L176 263ZM243 260H244V258L239 257L238 264H246ZM145 261H146V258H145ZM259 264H261V262Z\"/></svg>", "mask_w": 264, "mask_h": 264}, {"label": "water", "instance_id": "obj_3", "mask_svg": "<svg viewBox=\"0 0 264 264\" xmlns=\"http://www.w3.org/2000/svg\"><path fill=\"white\" fill-rule=\"evenodd\" d=\"M246 1L253 3V9L255 11V19L261 25V28H260L261 37H260V39L262 41V46L264 47V0H246ZM161 41H163V42H171V38L165 36V38L161 39L159 42H161ZM154 46L155 45H152V44L148 45V49L149 48H153V50H155ZM144 58H145L144 55L139 56L137 59H135L133 57L129 58L128 59V64L125 67L122 68V72L119 73V75H118V77L121 79V82L128 87V89H129V91L131 93V96L135 97V98H137L138 94H137V92H135V91H133L131 89V87L129 86L128 82L125 81L124 76L127 73H129L130 71L134 70L135 68L140 67L141 64L143 63V59ZM53 63H54V61L52 60L51 57H44L42 54H38L36 59L32 62V65H33V67L35 68V70L37 72L36 73V85H37V87H40L42 82H43V80H44V76H42L41 73H40V71L42 70V68H41L42 64H44L47 67H52ZM46 77H48V78H53V77L57 78L58 76H53L51 74H47ZM62 77L63 76H61V78ZM106 78L110 79V76H106ZM263 103H264V97L262 99V103H260L259 105H257V102L254 103V108H256V107L260 108V105L263 104ZM255 117H257V114L255 112H252L251 118L254 121V123H253V127L249 128V129L250 130L255 129V130L259 131V132H264L263 127L258 126L256 124ZM218 124H219V128L221 129V133L224 134V135H227L226 127L220 121H218ZM156 127H157V125H154V126L150 127V130H151V132L149 133V139L150 140L152 139V134H153V131L156 129ZM134 137H135L134 140L137 142L138 139L136 138V136H134ZM152 143H154V140H152ZM140 147L144 148L143 144H140ZM45 177L48 178L49 174L46 175ZM244 181H247V180H244ZM252 184L255 185V186H258V187L260 186L259 184L257 185L254 182H252ZM73 220L77 221V217H74ZM81 231L85 232L86 235H87V240L89 241L87 247H89L90 251L94 252V253H97L100 256H102L103 258H105V256L102 253V250H101L100 246L98 245V243L89 235V233L84 228L81 227Z\"/></svg>", "mask_w": 264, "mask_h": 264}]
</instances>
